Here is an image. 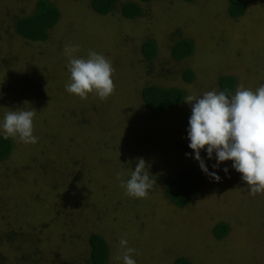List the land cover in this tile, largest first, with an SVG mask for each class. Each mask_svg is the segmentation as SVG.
Here are the masks:
<instances>
[{
    "label": "rangeland",
    "instance_id": "obj_1",
    "mask_svg": "<svg viewBox=\"0 0 264 264\" xmlns=\"http://www.w3.org/2000/svg\"><path fill=\"white\" fill-rule=\"evenodd\" d=\"M47 1L64 15L46 41L31 43L14 24L36 0H0V124L9 110H33L38 137L35 144L12 139L0 160V264H89L90 233L107 244L104 264H123L122 237L138 253L136 264H172L178 256L192 264H264V194H249L232 161L213 169L215 153L209 160L201 150V157L220 181L200 169L188 147L191 105L184 99L154 118L139 96L150 84L180 88L184 98L202 95L217 91L221 75L235 78L231 94L264 84V0H242L237 18L225 0H116L105 15L90 11L89 0ZM126 1L138 3L140 17H121ZM182 37L193 50L175 61L170 46ZM147 38L156 43L149 62L139 50ZM69 45L79 46L77 58L93 50L111 61L116 87L106 101L66 91ZM138 158L155 181L146 199L127 196L116 179H129ZM186 170L201 175L203 186L175 207L157 179ZM217 222L228 227L220 239L212 235Z\"/></svg>",
    "mask_w": 264,
    "mask_h": 264
},
{
    "label": "clouds",
    "instance_id": "obj_2",
    "mask_svg": "<svg viewBox=\"0 0 264 264\" xmlns=\"http://www.w3.org/2000/svg\"><path fill=\"white\" fill-rule=\"evenodd\" d=\"M78 50L79 46L71 45L64 49L69 57L70 73L66 91L81 100L94 93L101 101H106L116 87L111 61L93 50L88 51L87 58H77L74 53ZM184 101L191 105L188 147L193 158L199 162L200 169L215 181H220L221 177L215 171L209 172L205 159L201 157V150L206 152L209 160L215 153L213 169L218 168L221 162L232 161V167L246 182L249 194H264V84L255 90L240 85L234 94L206 91L202 95H188ZM35 114L33 110H9L0 124L3 138L19 140L24 144L37 143L38 137L33 134ZM146 169L145 160L138 158L129 179L125 181L121 179L122 174L117 173L116 179L127 196L137 199L148 197L155 181ZM223 171L227 173V167ZM119 244L123 253L117 259H122L123 264H136L132 258L136 250L127 246V239L122 237Z\"/></svg>",
    "mask_w": 264,
    "mask_h": 264
},
{
    "label": "trees",
    "instance_id": "obj_3",
    "mask_svg": "<svg viewBox=\"0 0 264 264\" xmlns=\"http://www.w3.org/2000/svg\"><path fill=\"white\" fill-rule=\"evenodd\" d=\"M77 1V0H73ZM139 2H151L153 0H138ZM186 3L195 0H181ZM226 12L230 18H237L244 14L245 5L242 0H225ZM116 0H89L88 8L97 15H105L114 11ZM60 8L47 0H36L33 11L16 19L14 29L22 39L31 43H42L48 39V33L60 20ZM113 13V12H112ZM119 13L124 19H133L141 16L142 11L137 2L126 1L119 6ZM64 15L61 12V16ZM140 54L147 62L151 61L156 52V43L152 38L144 39L140 43ZM193 50L192 41L189 38H179L170 46V55L173 60L179 61L187 57ZM182 79L190 82L192 72L189 69L182 71ZM235 86V78L231 75H221L217 80V92L232 93ZM141 103L146 108L149 117L162 118L169 110L180 105L184 99V91L177 87H161L158 85H146L139 91ZM13 148L11 138L5 140L0 134V160L6 158ZM162 187L164 196L175 207L185 206L189 200L202 188L201 175L193 170L183 171L176 176L166 179H157ZM228 227L224 222H217L212 227V235L216 239L224 237ZM89 247V264H104L108 257V247L105 240L97 233H90L87 237ZM172 264H192L183 256L176 257Z\"/></svg>",
    "mask_w": 264,
    "mask_h": 264
}]
</instances>
